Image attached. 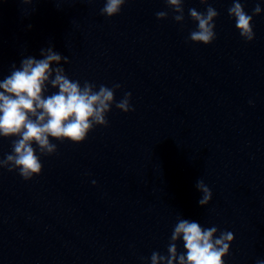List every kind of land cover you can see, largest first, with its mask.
I'll return each mask as SVG.
<instances>
[{
    "label": "water",
    "instance_id": "95a60500",
    "mask_svg": "<svg viewBox=\"0 0 264 264\" xmlns=\"http://www.w3.org/2000/svg\"><path fill=\"white\" fill-rule=\"evenodd\" d=\"M239 2L262 9L251 42L233 0H183L182 23L165 0H126L112 17L106 0H0V81L51 46L69 79L120 84L115 101L130 92L134 108L113 104L108 126L79 144L50 138L57 153L31 180L0 168V264H151L168 255L178 216L233 233L225 264L264 260V0ZM209 5L216 39L193 43L188 10ZM14 139L0 137V159Z\"/></svg>",
    "mask_w": 264,
    "mask_h": 264
},
{
    "label": "clouds",
    "instance_id": "9594fccd",
    "mask_svg": "<svg viewBox=\"0 0 264 264\" xmlns=\"http://www.w3.org/2000/svg\"><path fill=\"white\" fill-rule=\"evenodd\" d=\"M30 2L24 0V3ZM200 2L206 4L207 0ZM125 3L126 0H106L100 13L115 16ZM165 3L176 13L173 19L182 23L185 19L183 0H165ZM188 11L191 19L197 22V29L190 32L188 39L193 43L211 44L216 39L217 10L209 5L204 12L195 8ZM261 11L257 4L249 15L239 0H233L228 9L229 16L235 18L240 36L248 42L255 38L253 16ZM156 17L166 19L168 12H157ZM40 55L42 59L32 56L22 59L19 67L13 64L11 74L0 81V137H16L12 141V152L0 159V168L9 172L18 170L25 181L41 174L42 156L57 153V145L50 138L79 144L95 126H108L107 114L113 104L124 113L134 111L130 92H125L119 102L115 101V91L121 88L120 84H113L111 88L101 84L98 90L96 84L88 81L81 86L80 81L69 79L65 69L59 66L62 60L69 63L68 57L53 51L51 46L41 49ZM54 64L57 67H52ZM49 84L58 91L45 95ZM195 187L202 193L198 204L208 205L213 197L211 189L203 179H199ZM218 231L216 226L205 228L199 222L178 216L168 244V255L153 252L151 264H225L224 257L230 252L234 235L230 231H220L217 235ZM181 239L183 253L177 249V241ZM256 264H264V260H257Z\"/></svg>",
    "mask_w": 264,
    "mask_h": 264
}]
</instances>
